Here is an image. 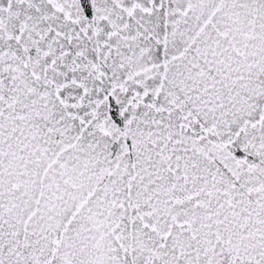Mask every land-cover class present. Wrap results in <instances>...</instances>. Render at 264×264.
Listing matches in <instances>:
<instances>
[{
    "label": "snow or ice",
    "instance_id": "snow-or-ice-1",
    "mask_svg": "<svg viewBox=\"0 0 264 264\" xmlns=\"http://www.w3.org/2000/svg\"><path fill=\"white\" fill-rule=\"evenodd\" d=\"M0 264H264V0H0Z\"/></svg>",
    "mask_w": 264,
    "mask_h": 264
}]
</instances>
